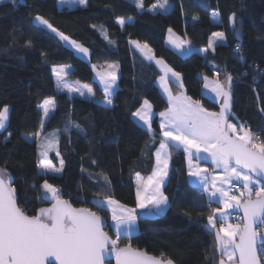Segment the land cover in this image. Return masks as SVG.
I'll use <instances>...</instances> for the list:
<instances>
[{"label": "trees", "instance_id": "16d2710c", "mask_svg": "<svg viewBox=\"0 0 264 264\" xmlns=\"http://www.w3.org/2000/svg\"><path fill=\"white\" fill-rule=\"evenodd\" d=\"M155 2L144 0L142 10L134 0H88L85 8L63 10L58 0H21L18 7L10 2L0 4V110L10 108L7 129L0 131V167L13 177L18 205L27 214L51 206L42 199L46 177L74 208H89L107 223H111L110 213L94 203L102 198L94 193L101 191L103 176L111 181L107 194L136 207V174L151 175L161 135L158 117L153 122V141L132 113L145 98L156 113L168 104L157 86L161 72L134 49L131 40L148 44L157 58L180 72L187 95L210 111L219 112L221 103L203 95V77L217 78L209 64L218 69L221 81L230 73L234 113L230 121L237 123L238 118L264 139V0H169V12L149 11ZM214 11L219 12L216 23ZM233 13L235 27L229 20ZM36 14L88 48L93 65H118L119 85L111 106L100 102L103 93L94 80L92 65L50 30L36 25ZM118 18L131 21L121 28ZM169 28L190 41L193 50L185 57L168 47ZM213 32H223L225 41L217 44L215 53L209 49L204 55L200 49L207 47ZM60 65L72 67L69 78L93 87L97 100L58 93L52 70ZM47 98L55 99L56 110L44 124V134H58L59 156L54 153L51 160L56 166L64 160L61 175L39 174L38 144L25 138L40 131L44 120L38 105ZM164 191L170 205L166 212L141 215L139 233L130 240L123 238L119 246L130 242L149 255L159 258L163 254L174 264H218L215 237L206 228L211 208L217 205L212 203L209 208L201 188L190 182L182 150L172 151ZM105 230L115 239L111 228Z\"/></svg>", "mask_w": 264, "mask_h": 264}, {"label": "snow or ice", "instance_id": "6c2138e0", "mask_svg": "<svg viewBox=\"0 0 264 264\" xmlns=\"http://www.w3.org/2000/svg\"><path fill=\"white\" fill-rule=\"evenodd\" d=\"M6 2L17 7L21 4V0H0V4ZM58 3L61 6L87 7L88 0H58ZM134 3L137 8H144V0H134ZM168 7L169 0H156L148 10ZM213 16L219 17V12L214 11ZM33 19L36 25L50 30L70 49L88 56V48L59 31L43 16L36 14ZM229 20L235 27L236 14L233 13ZM117 23L123 28L126 20L118 18ZM168 32L169 43L174 48L182 54L192 51L190 41L176 36L171 28ZM103 34L108 39L107 33ZM217 41H225L223 32H213L207 47L200 51L208 53L211 49L215 53ZM130 43L147 61L159 67L162 73L158 78L159 85L168 103L165 110L156 113L153 104L145 98L132 113L137 123L142 124L153 137V141L156 136L153 122L158 117L162 136L154 153L155 167L151 175L145 179L139 173L136 174V207L121 204L107 194L109 187L106 186H110L111 181L103 176L101 191L94 193L102 198L96 199L94 203L102 211L110 210L111 223H107L89 208H74L62 198L60 188L49 183L46 177L41 186L44 192L42 199L49 202L51 207H40L35 214L29 215L18 205L13 177L6 168L0 167V264H111L113 257L115 264H174L172 259L163 254L159 258L149 255L147 251L134 248L130 242L124 247L119 246L121 238L131 239L141 215H159L170 206L164 187L173 149L182 150L186 154L188 176L207 194L209 208L212 203L218 205L211 208L206 225L215 237L218 264H264V139L259 133L253 132L250 125L239 123L238 118L237 123L229 119L230 116L234 117L231 110L233 76L225 74L221 81L218 78L221 74L216 71V79L203 77L204 88L213 94L214 99L221 101L219 112L210 111L199 100L186 94L182 74L162 58H157L148 44L136 40ZM28 46H31V41ZM236 51L240 52L239 46ZM69 67L60 65L53 68L57 88L80 96L86 95V89L87 94L94 97L95 92L88 85L77 87L68 83L66 78ZM118 71V66L112 64L108 65V70L97 73L103 84L101 103L109 106L113 104L114 92L118 87ZM170 82L181 89L179 94H173ZM38 107L47 119L56 110V101L47 98ZM8 113L7 106L0 110V130L6 128ZM43 128L42 122L40 131L34 135L40 137ZM58 148L59 138L56 133L39 142L41 159L38 160V167L44 173L63 172V159L59 160V167H56L47 158L53 150L59 156ZM200 161H210L214 165L213 171L209 173L207 168L201 167ZM216 169H220L222 175L217 174ZM234 181L239 182V187ZM234 213H237L236 222H230ZM106 228L114 230L115 239Z\"/></svg>", "mask_w": 264, "mask_h": 264}, {"label": "rangeland", "instance_id": "374dc122", "mask_svg": "<svg viewBox=\"0 0 264 264\" xmlns=\"http://www.w3.org/2000/svg\"><path fill=\"white\" fill-rule=\"evenodd\" d=\"M170 5V4H169ZM142 10V9H141ZM164 12H169V10H170V7H168L167 9H162ZM126 20V23H125V25L127 24V23H129V21H131L130 19H125ZM213 22H218V18H214L213 17ZM119 25V24H118ZM124 25V26H125ZM120 26V25H119ZM43 27V26H42ZM121 27V26H120ZM122 28V27H121ZM63 43V45L65 46V47H67V48H69V46H67L64 42H62ZM220 42L219 41H217V44H219ZM167 45H168V47H170V46H172V44H170L169 43V41H167ZM173 47V46H172ZM171 48V47H170ZM70 49V48H69ZM74 53H75V55L76 56H78L80 59H82L83 61H85V62H87V63H89V64H91L92 65V68H93V64L91 63V56H90V51H89V54H88V56H84L83 54H78V53H76L75 52V50L74 49H71ZM201 52V51H200ZM202 54H206V53H203V52H201ZM181 56H183V57H185L186 55H181ZM165 61V60H164ZM166 62V61H165ZM105 65H112V64H105ZM114 65H117V64H114ZM104 65H95V69L93 68V70H94V80L96 81V82H98V84H99V87H100V89H101V91L103 92V84L101 83V80H100V77L97 75V73L98 72H101V71H106V70H103L104 68H102ZM118 66V65H117ZM101 67V68H100ZM107 70H108V68H107ZM71 71H72V67H69L68 68V72H70L71 73ZM54 75V74H53ZM69 73H68V76H67V81H68V83H70V84H72V85H74V86H77V87H80V86H82V85H85V84H83V83H80L79 81H76V80H73V79H71V78H69ZM117 76H118V79H117V85H119V71H118V73H117ZM54 79H55V85H56V78H55V76H54ZM182 79H183V76H182ZM214 79H216V78H214ZM77 82H79L78 84H77ZM89 86V85H88ZM90 88H92L93 89V91L95 92V90H94V88L93 87H91V86H89ZM56 90H57V92L58 93H66V94H68L69 96H72V97H78V98H81V99H84V100H88V101H95V100H97V96H96V92H95V96L93 97V96H91V95H88L87 94V91H86V89H85V92H86V95L85 96H80L78 93H75V92H68L66 89H58L57 88V86H56ZM118 90V88L116 89V91ZM116 91L114 92V94L116 93ZM9 109V113H8V115L10 114V108H8ZM42 110V109H41ZM52 113H50V115H51ZM49 115V116H50ZM43 124H45L46 123V121L48 120V118L46 119V118H44L43 117ZM231 122H233V123H235L234 121H231ZM7 126H8V122H7V124H6V128L4 129V130H6L7 129ZM4 130H0V131H4ZM53 133H56V132H53ZM50 134H52V133H45L44 134V128H43V131L41 132V135H40V137H36L34 134L33 135H27V136H25V138L28 140V141H30V142H37V144H38V152H39V142L41 141V140H43L44 139V137H46V136H50ZM56 135L58 136V134L56 133ZM59 138V137H58ZM54 153H56V151L55 150H53V151H50L49 152V155H48V159H50L51 160V155L52 154H54ZM40 159H41V157H40ZM52 161V160H51ZM52 163L55 165V163L52 161ZM56 166V165H55ZM56 167H59V166H56ZM216 170H218V171H220V175H222V172H221V170L220 169H216ZM62 173V172H61ZM61 173H58V174H54V175H61ZM39 174L41 175V176H45L46 174H52V173H44L43 172V170H41L40 168H39ZM234 183L235 184H237L238 186H239V182H236V181H234ZM218 206V205H217ZM222 207V206H221ZM110 217H111V215H110ZM230 222H236V219H234V217L232 216V218H231V220H230ZM132 238V237H131ZM123 238H121V240H122ZM121 243V242H120Z\"/></svg>", "mask_w": 264, "mask_h": 264}, {"label": "crops", "instance_id": "0c3cea01", "mask_svg": "<svg viewBox=\"0 0 264 264\" xmlns=\"http://www.w3.org/2000/svg\"><path fill=\"white\" fill-rule=\"evenodd\" d=\"M58 7H59V9L60 10H63V9H74V8H78V7H80V6H76V7H71V6H68V5H64V6H61L59 3H58ZM81 8H85V7H81ZM173 50H175L179 55H188V53L187 54H182L181 53V51L179 50V49H176V48H174V47H172V46H170ZM191 47V46H190ZM134 49L135 50H137V52L140 54V55H142L141 54V52L134 46ZM191 49H192V47H191ZM193 50V49H192ZM185 52H187V49H185ZM143 56V55H142ZM152 63H154V62H152ZM155 64V63H154ZM156 65V64H155ZM156 67L159 69V67L156 65ZM101 68V67H100ZM102 68H104L103 70H107V68H108V65H104ZM159 71H160V69H159ZM69 73V75L71 74L70 72H68ZM162 74V73H161ZM210 80H212L211 78H209ZM183 80V79H182ZM98 83V82H97ZM171 84H172V82H170L169 83V87L172 89V86H171ZM173 84H175V83H173ZM99 85V84H98ZM157 86L159 87V89H160V92H161V94L163 95V97L165 98V100H166V102H167V96H166V94L163 92V89L160 87V85H159V80L157 81ZM183 86H184V83H183ZM118 88V87H117ZM183 90L185 91V87H183ZM116 91V90H115ZM181 91V89H179L177 92H175L173 89H172V92H173V94L174 95H176V94H179V92ZM186 92V91H185ZM103 93V92H102ZM187 94V93H186ZM203 95L204 96H206L207 98H209V99H211L212 101H214V102H218V103H221V101L220 100H216V99H214V96H213V94L212 93H210L208 90H206L205 88H204V86H203ZM168 104V103H167ZM41 110V109H40ZM42 111V110H41ZM53 113V112H52ZM134 120L136 121V118H134ZM137 122V121H136ZM139 125H141L142 126V124H139ZM143 127V126H142ZM143 128H145V127H143ZM161 139H162V136H161ZM186 155V154H185ZM200 166L201 167H203V168H207L208 169V171H209V173H211L212 171H213V168H214V165H211V162L210 161H200ZM170 169H171V160H170V162H169V173H170ZM187 169H188V163H187ZM216 172H217V174H220V171H218V170H216ZM145 179L147 178V177H144ZM168 178H169V175H168ZM189 180H190V178H189ZM167 181H168V179L166 180V182H165V186H166V184H167ZM190 182L192 183V184H194L191 180H190ZM135 183H136V178H135ZM194 185H196V184H194ZM136 188H137V185H136ZM206 195V197H207V194H205ZM207 199H208V197H207ZM216 204V203H215ZM217 205V204H216ZM168 209V208H167ZM167 209H165L162 213H160L159 215H161V214H164L165 212H166V210ZM109 213H110V210H107ZM138 211H139V209H138ZM110 215H111V213H110ZM112 231H113V233H114V230L112 229ZM139 233V228H138V223H137V229H136V231L133 233V235H132V237H134L135 235H137Z\"/></svg>", "mask_w": 264, "mask_h": 264}, {"label": "built area", "instance_id": "2783aa9c", "mask_svg": "<svg viewBox=\"0 0 264 264\" xmlns=\"http://www.w3.org/2000/svg\"><path fill=\"white\" fill-rule=\"evenodd\" d=\"M209 66H210V68L213 70V71H218V69L215 67V66H213V65H211V64H209ZM237 187H239L238 185H237ZM236 216H237V213H234L233 214V217H234V219H236ZM218 227H219V225H218ZM121 242V241H120Z\"/></svg>", "mask_w": 264, "mask_h": 264}, {"label": "water", "instance_id": "95a60500", "mask_svg": "<svg viewBox=\"0 0 264 264\" xmlns=\"http://www.w3.org/2000/svg\"><path fill=\"white\" fill-rule=\"evenodd\" d=\"M220 108H221V106H220ZM220 111V110H219ZM51 207V206H50ZM217 255H218V257H219V253L217 252ZM112 261L114 262V264H115V259H114V257L112 258Z\"/></svg>", "mask_w": 264, "mask_h": 264}, {"label": "flooded vegetation", "instance_id": "af4514ba", "mask_svg": "<svg viewBox=\"0 0 264 264\" xmlns=\"http://www.w3.org/2000/svg\"><path fill=\"white\" fill-rule=\"evenodd\" d=\"M113 264H114V262L113 261H111Z\"/></svg>", "mask_w": 264, "mask_h": 264}]
</instances>
